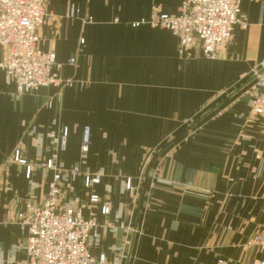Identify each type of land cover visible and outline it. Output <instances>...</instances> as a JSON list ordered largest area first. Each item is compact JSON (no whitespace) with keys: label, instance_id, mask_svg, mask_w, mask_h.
Wrapping results in <instances>:
<instances>
[{"label":"crops","instance_id":"1","mask_svg":"<svg viewBox=\"0 0 264 264\" xmlns=\"http://www.w3.org/2000/svg\"><path fill=\"white\" fill-rule=\"evenodd\" d=\"M182 1L45 0L37 47L74 84L13 99L0 73V264H28L15 216L43 202L55 173L48 161L80 173L61 203L98 197L82 215L97 225L90 254L107 264H264V247L247 246L264 224V123L249 120L245 94L264 73V0L240 1L246 28L212 60L179 55L168 30L130 25L152 8L177 14ZM86 175L98 184L86 188Z\"/></svg>","mask_w":264,"mask_h":264},{"label":"built area","instance_id":"2","mask_svg":"<svg viewBox=\"0 0 264 264\" xmlns=\"http://www.w3.org/2000/svg\"><path fill=\"white\" fill-rule=\"evenodd\" d=\"M241 0H183L177 14H159L152 8L148 19L134 22L131 27L148 25L170 31L178 39L179 55L195 49L206 59H215L219 50L232 40L235 27L246 28V19L241 13ZM45 0H0V73L6 84L13 85V99L36 92L42 88H70L74 82L60 77L55 68L53 52L42 53L38 47V31L45 19ZM78 12L69 7L65 17L75 18ZM85 22L90 23L88 19ZM74 60L69 65H74ZM249 104V120L260 118L264 123V73H254L253 83L245 92ZM48 106L50 104L48 103ZM66 131L59 142L65 149ZM90 131L84 127L81 137L80 156L84 159L89 150ZM13 160L24 165L18 151ZM55 170L48 184L42 203L28 201L15 216V222L27 230L23 250L28 264H107L104 255L93 257L89 248L96 228L93 214L83 218V210L98 203L91 195L86 203L74 206L61 203L65 182L80 177L78 168L60 171L52 162L45 166ZM84 186L98 184V176H84ZM125 189L132 191L127 180ZM109 205L102 207V214H109ZM248 247H264V224L251 238Z\"/></svg>","mask_w":264,"mask_h":264},{"label":"rangeland","instance_id":"3","mask_svg":"<svg viewBox=\"0 0 264 264\" xmlns=\"http://www.w3.org/2000/svg\"><path fill=\"white\" fill-rule=\"evenodd\" d=\"M184 131L185 130H183V132L180 134L181 136L184 134ZM173 139H176V137H174ZM172 140V139H171ZM167 144H169V142H167L166 144H164L161 148L159 147V149H158V151H162V149L167 145ZM164 150V149H163ZM14 161V160H13ZM15 162V161H14ZM17 163V162H16Z\"/></svg>","mask_w":264,"mask_h":264},{"label":"trees","instance_id":"4","mask_svg":"<svg viewBox=\"0 0 264 264\" xmlns=\"http://www.w3.org/2000/svg\"><path fill=\"white\" fill-rule=\"evenodd\" d=\"M181 133H182V132H181ZM181 133H180V134H181ZM180 134H179L178 136H180Z\"/></svg>","mask_w":264,"mask_h":264}]
</instances>
